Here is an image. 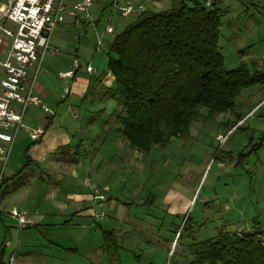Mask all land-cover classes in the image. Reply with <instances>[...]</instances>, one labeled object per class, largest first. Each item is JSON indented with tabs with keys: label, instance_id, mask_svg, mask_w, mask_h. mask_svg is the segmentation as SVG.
I'll return each instance as SVG.
<instances>
[{
	"label": "rangeland",
	"instance_id": "374dc122",
	"mask_svg": "<svg viewBox=\"0 0 264 264\" xmlns=\"http://www.w3.org/2000/svg\"><path fill=\"white\" fill-rule=\"evenodd\" d=\"M75 1L66 0L68 7ZM145 1L151 11L169 9L173 3L161 0V7L156 8L153 0ZM110 3L95 0L90 8L98 27L88 24L83 30V25L76 26L66 15V26L55 31L58 43L54 47L61 54H74L79 48L81 61L86 64L96 53L101 36V53L113 56L114 37L134 21V16L112 13ZM219 6L223 22L220 50L226 68L233 70L245 64L252 70L255 66L264 70V0H223ZM111 15L115 31L108 34L105 29ZM111 83L108 80L106 86ZM97 97L95 94L93 101L71 104L79 106L81 112L102 111L104 115L96 116L98 127H102L112 123L118 107L111 98ZM263 98L260 86L244 89L234 110L194 121L187 139L173 138L165 146L153 145L149 153H142V166L130 162L133 149L127 142L125 160L116 165L117 134H109L104 162L110 168L105 179L109 190L103 192L106 200L94 203V214L48 216L44 222L20 230L8 213L17 206L34 214L45 210V205L41 209L35 205L42 201L36 190L20 196L8 191L11 185L5 187L0 192V264H14L12 257L15 264H112L104 251L105 232L121 246L114 251L117 264H190L195 242L220 231L264 228V102L235 128L229 130L225 125L236 122L239 114L244 117ZM65 107L58 111L49 108L61 114ZM18 131L9 165L16 171L27 162L30 145L27 130ZM28 170L16 184L37 171L36 167Z\"/></svg>",
	"mask_w": 264,
	"mask_h": 264
},
{
	"label": "trees",
	"instance_id": "16d2710c",
	"mask_svg": "<svg viewBox=\"0 0 264 264\" xmlns=\"http://www.w3.org/2000/svg\"><path fill=\"white\" fill-rule=\"evenodd\" d=\"M222 26L217 0L211 6L204 0H173L169 9L138 15L114 37V55L109 53L108 59L113 81L103 91L117 103L115 132L133 150L149 153L153 145L187 139L194 121L234 110L244 89L260 86L264 91V70L245 64L226 68L220 50ZM243 118L239 114L236 122L225 125L231 130ZM31 163L27 158L7 179L12 189ZM105 233L104 251L117 264L114 251L121 246ZM191 248L195 256L190 264H264V228L220 231Z\"/></svg>",
	"mask_w": 264,
	"mask_h": 264
},
{
	"label": "crops",
	"instance_id": "0c3cea01",
	"mask_svg": "<svg viewBox=\"0 0 264 264\" xmlns=\"http://www.w3.org/2000/svg\"><path fill=\"white\" fill-rule=\"evenodd\" d=\"M217 1L219 5L223 2V0ZM152 2L154 7H161V0H153ZM133 16L135 20L137 15ZM113 17V15L110 16L109 24L111 25ZM66 24L65 22L56 30L64 28ZM98 25L99 22L97 21V27ZM87 26H83V30ZM55 31L51 39L53 47L56 46L55 43H58ZM78 40L80 42V36ZM101 52L96 51L91 60L86 63L94 65L96 68L94 73H88L85 70L86 64L81 61L79 48L74 54L68 52L61 54L60 50L57 53L47 54L42 58L38 69L30 70L29 81L34 82L36 94L41 97L48 108L54 107L58 111L62 106H67L61 114L57 112L54 114L46 113L39 107L32 106L24 118L25 127L23 128L27 130L26 134L30 144L26 149V156L32 161L30 167H36L37 171L32 176L30 174L15 189L11 188L12 190L8 191L13 195L29 196L31 190L32 192L36 190L37 195L42 198V201L36 202L35 205L39 208L41 205H43L42 207L45 205V210H38V213L30 214L32 224L44 222L48 216H70L76 213L94 214L96 212L94 203L100 204L106 200L103 192L108 189L105 179L108 178L110 168L104 163L106 160L105 140L109 134H111L110 136L117 134L115 127L118 124L114 119L112 123H104L102 127H98L100 125L96 116L104 114L88 110L81 112L79 106L71 104V101L91 100L95 94H98V99L106 98L103 87L108 80L113 81V77L106 73L109 55L105 56V53ZM75 58H79L83 64V67L76 72L75 77L68 79L60 76L62 72L72 69ZM263 102L264 98L244 116L243 120ZM49 109L51 110V108ZM40 126L45 128V134L38 142H33L30 137V130ZM18 135L19 131L12 143H6L9 149L6 162L0 161V192L9 185L12 187V181L7 179L19 171L9 167L11 150L14 142L18 139ZM115 139L118 143V148L115 150L117 154H114L115 161L116 165H120L125 160L127 144L118 135H115ZM141 157V152L132 150L129 160L132 164L142 166L139 161ZM27 171L29 170L27 169L24 173ZM111 206L115 208V203L113 202ZM14 209H18L17 206Z\"/></svg>",
	"mask_w": 264,
	"mask_h": 264
},
{
	"label": "built area",
	"instance_id": "2783aa9c",
	"mask_svg": "<svg viewBox=\"0 0 264 264\" xmlns=\"http://www.w3.org/2000/svg\"><path fill=\"white\" fill-rule=\"evenodd\" d=\"M211 6L213 0H204ZM95 0H76L69 8L66 0H9L0 2V161L5 163L9 149L20 128L25 127V115L32 106L46 113L54 114L36 94L34 82L29 81L31 69H38L42 58L57 53L58 48L51 45L54 31L66 22V15L73 18L77 26L92 24L97 27L90 14ZM111 11L123 17L140 15L147 6L143 0H111ZM107 33H113L111 24L106 26ZM102 37H98L95 49L101 51ZM83 67L79 58L73 60L71 70L60 76L68 79L75 77ZM88 73L96 72L92 63L85 65ZM45 134L40 126L30 130L33 142H38ZM16 220L20 229L32 224L26 210L12 209L8 213ZM11 262L15 264L12 257Z\"/></svg>",
	"mask_w": 264,
	"mask_h": 264
}]
</instances>
